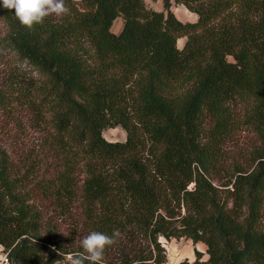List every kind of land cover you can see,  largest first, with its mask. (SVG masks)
I'll use <instances>...</instances> for the list:
<instances>
[{
    "label": "trees",
    "instance_id": "trees-1",
    "mask_svg": "<svg viewBox=\"0 0 264 264\" xmlns=\"http://www.w3.org/2000/svg\"><path fill=\"white\" fill-rule=\"evenodd\" d=\"M161 1L64 0L32 29L0 7V64L35 73L17 92L43 134L0 147L8 264H54L92 231L119 233L103 264H166L161 238L206 246L177 264H264V0ZM117 126L125 141L102 136ZM232 134L249 143L227 165Z\"/></svg>",
    "mask_w": 264,
    "mask_h": 264
},
{
    "label": "rangeland",
    "instance_id": "rangeland-1",
    "mask_svg": "<svg viewBox=\"0 0 264 264\" xmlns=\"http://www.w3.org/2000/svg\"><path fill=\"white\" fill-rule=\"evenodd\" d=\"M144 2L150 9L160 10L162 8L160 0H144ZM171 10L183 22L197 19L195 14L193 15L184 6L174 2H172ZM121 24V19H118L113 26V31L120 30ZM1 29L2 27L0 26ZM177 45L180 49L183 48L184 39H179ZM35 77V73L31 72L25 66V63L21 64L17 60L11 59V57H6L3 63L0 64V100H6L0 105V147L17 155L37 148L36 146L40 144V139L43 135L36 114L20 98L17 92V89H24L27 82ZM235 113L237 114L238 112L236 111ZM102 136L108 141L122 142L126 139V132L123 128L117 126L115 128H106L103 130ZM248 138V136L232 134L226 139L222 150L223 158L227 165L241 159L244 148L248 146ZM160 240L166 249V264H177L183 260H189L187 255H190V252L194 254V251L197 250L195 244L184 238L170 240L161 238ZM202 250V259L205 260L208 257L206 247ZM70 257L71 255H67L54 264H66ZM41 259V264H45L48 261L47 258ZM0 264H8L6 253L3 251L2 246H0Z\"/></svg>",
    "mask_w": 264,
    "mask_h": 264
},
{
    "label": "clouds",
    "instance_id": "clouds-1",
    "mask_svg": "<svg viewBox=\"0 0 264 264\" xmlns=\"http://www.w3.org/2000/svg\"><path fill=\"white\" fill-rule=\"evenodd\" d=\"M0 7L13 12L19 24L28 29L42 24L51 15L61 17L69 12L64 0H0ZM118 236V232L111 236L90 232L81 240V251L73 253L68 264H103L105 249L116 243Z\"/></svg>",
    "mask_w": 264,
    "mask_h": 264
},
{
    "label": "crops",
    "instance_id": "crops-1",
    "mask_svg": "<svg viewBox=\"0 0 264 264\" xmlns=\"http://www.w3.org/2000/svg\"><path fill=\"white\" fill-rule=\"evenodd\" d=\"M161 1V0H160ZM162 2V1H161ZM162 8H163V4H162ZM162 8L160 9V10H156V11H161L162 10ZM192 13V12H191ZM193 15L195 14V13H192ZM196 15V14H195ZM197 16V15H196ZM118 19H121V18H118ZM117 19V20H118ZM116 20V21H117ZM197 20V19H196ZM196 20H193V21H186V22H195ZM115 21V22H116ZM121 21H122V19H121ZM115 22L113 23V26H114V24H115ZM113 26H112V28H111V30H112V32L113 33H115V34H117V33H119L120 32V30L122 29V26H123V21H122V24H121V28H120V30H118V31H113ZM196 245V248H197V250L198 251H200L201 253L203 252V248L204 247H206L203 243H201V242H198V243H196L195 244ZM191 254L190 255H187V258L189 259V261H192V259H194L195 257H194V254H192V252H190Z\"/></svg>",
    "mask_w": 264,
    "mask_h": 264
},
{
    "label": "bare ground",
    "instance_id": "bare-ground-1",
    "mask_svg": "<svg viewBox=\"0 0 264 264\" xmlns=\"http://www.w3.org/2000/svg\"><path fill=\"white\" fill-rule=\"evenodd\" d=\"M181 44V43H180Z\"/></svg>",
    "mask_w": 264,
    "mask_h": 264
},
{
    "label": "built area",
    "instance_id": "built-area-1",
    "mask_svg": "<svg viewBox=\"0 0 264 264\" xmlns=\"http://www.w3.org/2000/svg\"><path fill=\"white\" fill-rule=\"evenodd\" d=\"M7 259V258H6Z\"/></svg>",
    "mask_w": 264,
    "mask_h": 264
}]
</instances>
